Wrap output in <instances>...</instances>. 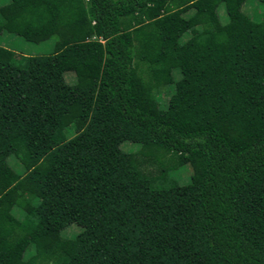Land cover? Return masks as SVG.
<instances>
[{
  "label": "trees",
  "instance_id": "obj_1",
  "mask_svg": "<svg viewBox=\"0 0 264 264\" xmlns=\"http://www.w3.org/2000/svg\"><path fill=\"white\" fill-rule=\"evenodd\" d=\"M244 1L0 4V33L60 47L0 46V264H264V1Z\"/></svg>",
  "mask_w": 264,
  "mask_h": 264
},
{
  "label": "rangeland",
  "instance_id": "obj_2",
  "mask_svg": "<svg viewBox=\"0 0 264 264\" xmlns=\"http://www.w3.org/2000/svg\"><path fill=\"white\" fill-rule=\"evenodd\" d=\"M260 1L264 0H245L242 4V10L248 16H261L262 8L259 4ZM7 0H0V4L6 3ZM218 17L221 23L226 21V17L223 11L222 6H219L217 9ZM188 32L185 31L180 36L181 40H184L187 37ZM55 38L50 36L45 40H40L38 42H30L22 39L20 36L11 34L5 31L0 33V46L12 51L13 56L12 60L16 64H21L23 62V57L27 55H48L52 52L57 51L60 47H54ZM64 77L66 82L72 83L74 81L73 74L70 71H64ZM174 77L178 76V72L174 71ZM170 87H164L160 90L157 95L161 104H165L169 95L171 94ZM70 132V131H69ZM67 132V135L70 133ZM119 147L123 151L131 152L135 155L138 162L140 163L139 167L141 171L147 173L153 177H158L162 168L160 165L154 160L152 154L149 156L148 154L140 153L141 146L139 143L131 142V141H122L119 144ZM155 153V152H154ZM9 162L18 169V165L13 158H9ZM164 171V170H163ZM165 175L169 178L174 179L178 184H182L188 181L189 177V166L187 164L182 166H177L174 169L164 171ZM12 214L20 218L21 212L13 207L11 210ZM80 228L74 224L67 225L64 229L59 233L62 238H72L77 232H79ZM33 253L32 248L26 250L24 253V257H28Z\"/></svg>",
  "mask_w": 264,
  "mask_h": 264
}]
</instances>
